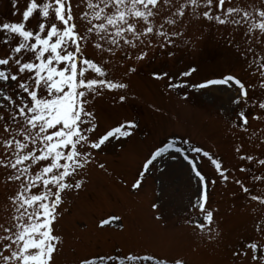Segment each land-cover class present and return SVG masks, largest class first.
<instances>
[{"label": "snow or ice", "instance_id": "snow-or-ice-1", "mask_svg": "<svg viewBox=\"0 0 264 264\" xmlns=\"http://www.w3.org/2000/svg\"><path fill=\"white\" fill-rule=\"evenodd\" d=\"M0 17V264H60L65 225L99 171L132 192L161 184L153 219L167 228L164 180L187 173L182 227L199 249H222L213 264H264V0H8ZM218 34L232 62L210 76L177 54ZM147 71L162 96L213 97L229 146L222 151L173 132L153 142L130 180L101 154L123 152L142 131L126 107ZM219 103H215V101ZM107 102V103H106ZM154 114H164L156 103ZM146 139L150 133L145 132ZM228 192L238 226L226 228L212 193ZM82 231L89 224L78 221ZM125 230L115 212L95 219ZM199 241V243H196ZM195 250V249H193ZM71 264H192L170 247L137 251L84 246Z\"/></svg>", "mask_w": 264, "mask_h": 264}, {"label": "rangeland", "instance_id": "rangeland-1", "mask_svg": "<svg viewBox=\"0 0 264 264\" xmlns=\"http://www.w3.org/2000/svg\"><path fill=\"white\" fill-rule=\"evenodd\" d=\"M8 15H10L8 0H0V17ZM177 57L173 70L197 64L200 69L197 80L221 71L232 62L223 41L215 33L207 35L198 49L178 53ZM147 71L146 69L134 84L141 98L129 104L124 110L141 121L142 131L128 141L123 152L109 151L101 154V159H107L112 164L118 177L123 176L130 180L148 147L173 132H187L195 141L202 144L209 146L216 144L222 151L228 149V139L215 117L212 96L191 95L186 103L180 102L177 98L169 99L162 96L159 88L148 79ZM152 103L159 104L164 109V114H154L149 108ZM145 132L150 133L147 139ZM162 191L166 203L167 228L154 221V212L151 208V204L159 199L161 192L159 181L148 177L143 190L132 192L121 185L119 179L113 180L99 171H94L87 191L73 207V214L65 225L70 235L60 264H71L74 253L84 246L95 249L111 245L134 247L137 251H161L179 247L188 253L192 264H213L214 261L222 259V249L205 248L203 245L196 249L195 243L184 232L182 217L190 195L186 171L179 166L174 167L170 176L164 180ZM212 201L214 205L220 207L221 218L228 221L225 227H237L239 218L229 211L231 199L228 192L217 188L212 193ZM112 212L124 217L125 230L121 232L113 226L109 231L97 233L93 228L95 219ZM78 221L87 222L89 230L82 231Z\"/></svg>", "mask_w": 264, "mask_h": 264}]
</instances>
